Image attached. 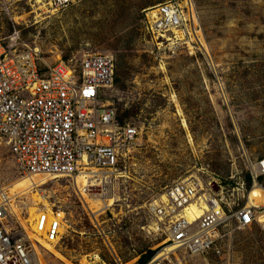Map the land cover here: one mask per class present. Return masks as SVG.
Returning <instances> with one entry per match:
<instances>
[{"label":"rangeland","instance_id":"1","mask_svg":"<svg viewBox=\"0 0 264 264\" xmlns=\"http://www.w3.org/2000/svg\"><path fill=\"white\" fill-rule=\"evenodd\" d=\"M170 1L88 0L52 12L0 0V40H13L16 49L37 47L48 65L112 56L117 69L107 101L140 133L131 157L88 203L91 212L68 183L43 188L71 228L57 246L59 260L48 255L49 264H81L87 257L93 264L95 256L97 264H143L166 241L149 209L169 187L189 179L241 184L250 164L264 158V0H191L202 53L159 46L147 33L145 11ZM19 181L27 180L16 175L0 142V184L20 194ZM110 190L120 200L111 209ZM31 198L22 200L28 205ZM221 247V255L181 263L264 264V231L257 226L225 229Z\"/></svg>","mask_w":264,"mask_h":264},{"label":"built area","instance_id":"2","mask_svg":"<svg viewBox=\"0 0 264 264\" xmlns=\"http://www.w3.org/2000/svg\"><path fill=\"white\" fill-rule=\"evenodd\" d=\"M22 1L60 12L88 0ZM179 2L172 0L147 12L146 31L159 46H186L202 53L196 7L193 3L187 13ZM13 42L0 40V139L22 177L48 181L41 191L51 183H68L91 212L87 202L100 196L102 176L110 179L117 174L140 135L136 127L119 121L117 109L107 101L116 61L90 54L80 62L48 65L37 47L20 50ZM247 176L249 183L245 178L241 184L217 185V190L214 184L203 188L191 181L169 187L149 209L166 241L143 264H182V258L221 255L223 233L231 226L264 231V203L254 206L250 200L255 189H264L260 183L264 158L250 164ZM79 178L84 182L79 184ZM4 189L0 184V264H42L45 244L57 245L63 238L65 211L45 191L52 207L40 204L43 211L34 230L26 219L23 195Z\"/></svg>","mask_w":264,"mask_h":264},{"label":"bare ground","instance_id":"3","mask_svg":"<svg viewBox=\"0 0 264 264\" xmlns=\"http://www.w3.org/2000/svg\"><path fill=\"white\" fill-rule=\"evenodd\" d=\"M40 0H38V3L40 4ZM182 7H184L185 8V11L188 13V12H190L191 11V9L193 10V8H194V6H193V3H192V1L191 0H183V3H181L180 4ZM40 9H43L44 10V6H41L40 7ZM152 9H154V8H150V9H148V10H146L145 12L147 13V12H149L150 10H152ZM39 15V14H38ZM199 20V19H198ZM186 127H187V125H186ZM191 138V137H190ZM0 142H2L3 144H4V142H3V140L2 139H0ZM6 146V145H5ZM10 156H11V154H10ZM11 158L13 159V157L11 156ZM13 162H14V164H15V172H16V175L20 178V179H25V180H27V181H24V182H20L16 187H15V189L16 190H20V194H22L23 193V196H25V195H32V198H31V203L30 204H28V206H27V209H28V223L30 224V226H31V228L32 229H34L35 230V228H34V222L37 220V218H38V216H39V214L43 211V209L41 210L40 209V204L41 203H45V205H44V207L45 206H49L50 208L52 207L51 205H49V203H47V200H48V198L46 199V197L44 196L45 195V191H41L39 188H36V189H32L31 188V185H33L34 187L35 186H42V185H46L47 184V182L48 181H41V182H43V183H40V182H38V181H33L31 178H25V177H22L21 176V174L18 172V169H17V165H16V162L14 161V159H13ZM253 164H255V163H253ZM115 176H116V174H115ZM122 176V175H121ZM124 176V175H123ZM121 179V178H123V177H118L117 179ZM83 180H85V178H79L78 179V183L79 184H81V183H83L84 181ZM106 180H108V178L106 177V175H103L102 176V181H103V183H102V186L103 187H106V185H107V181ZM190 181V179L189 180H187L186 182H189ZM18 182V181H17ZM90 183H95V182H90ZM17 184V183H16ZM200 185L203 187V188H205V185L203 184V182H201V180H200ZM1 186H2V184H1ZM2 187H4V186H2ZM108 187V186H107ZM5 189L4 190H8V188L6 189V187H4ZM9 192H10V194L11 195H15V196H17V195H20V194H18L15 190H9ZM109 193V195H108V197H106V198H108V201H109V203H110V205H109V209H111L112 207H114L115 206V204L116 203H118L120 200L118 199V198H116V196L113 194V192H112V190H110V192H108ZM107 193V194H108ZM46 195H47V192H46ZM97 197L98 196H96V198L95 199H93V201L95 200L96 201V199H97ZM49 199H52L51 197H49ZM251 204L252 205H254V206H261L263 203H264V189H261V188H257V189H255L254 190V192H253V195H252V197H251ZM107 201V200H106ZM92 202V200L91 201H89V202H87V204L88 203H91ZM89 205V204H88ZM50 208H49V210H50ZM51 211V210H50ZM50 215H52L51 213H49ZM64 226L62 227V229H61V234H62V236L64 237V235H66V234H68V231L69 230H71V228H70V226H69V224L67 223V221H64V224H63ZM156 226V225H155ZM156 229H158V227H155ZM59 244H57V245H47V244H45V247H44V249L47 251V253H41V255H43L44 256V262L42 263V264H49V263H47L46 262V258H47V256L48 255H51V256H53L55 259H57V260H59V257H58V254H56V249H57V246H58ZM94 261H95V263H93V264H97V263H99L100 262V259H99V257H97V256H95V258H94ZM90 262V260L88 259V257L87 258H84V260L82 261V263L81 264H90L89 263Z\"/></svg>","mask_w":264,"mask_h":264},{"label":"trees","instance_id":"4","mask_svg":"<svg viewBox=\"0 0 264 264\" xmlns=\"http://www.w3.org/2000/svg\"><path fill=\"white\" fill-rule=\"evenodd\" d=\"M126 118H127V116H125L123 119H120V117H119V121L123 124V120ZM246 180L248 183L250 182V179L248 176L246 177ZM154 254H155L154 252H151L148 256H146L145 260H143L142 263H145V261L149 260Z\"/></svg>","mask_w":264,"mask_h":264},{"label":"water","instance_id":"5","mask_svg":"<svg viewBox=\"0 0 264 264\" xmlns=\"http://www.w3.org/2000/svg\"><path fill=\"white\" fill-rule=\"evenodd\" d=\"M218 189V186L215 184V190H217Z\"/></svg>","mask_w":264,"mask_h":264}]
</instances>
